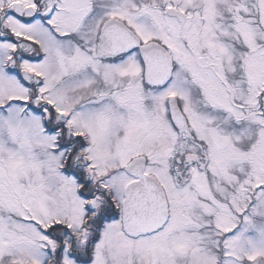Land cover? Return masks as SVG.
Listing matches in <instances>:
<instances>
[{
    "label": "snow or ice",
    "instance_id": "6c2138e0",
    "mask_svg": "<svg viewBox=\"0 0 264 264\" xmlns=\"http://www.w3.org/2000/svg\"><path fill=\"white\" fill-rule=\"evenodd\" d=\"M0 264H264V0H0Z\"/></svg>",
    "mask_w": 264,
    "mask_h": 264
}]
</instances>
